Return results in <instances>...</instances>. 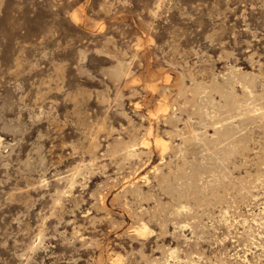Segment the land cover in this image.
<instances>
[{
  "label": "rangeland",
  "instance_id": "374dc122",
  "mask_svg": "<svg viewBox=\"0 0 264 264\" xmlns=\"http://www.w3.org/2000/svg\"><path fill=\"white\" fill-rule=\"evenodd\" d=\"M0 264H264V0H0Z\"/></svg>",
  "mask_w": 264,
  "mask_h": 264
},
{
  "label": "bare ground",
  "instance_id": "6f19581e",
  "mask_svg": "<svg viewBox=\"0 0 264 264\" xmlns=\"http://www.w3.org/2000/svg\"><path fill=\"white\" fill-rule=\"evenodd\" d=\"M165 112V111H164ZM167 112V111H166ZM159 119V118H158ZM152 125V124H151ZM152 128H153V126L151 127V130H150V134H152ZM156 137V136H155ZM158 137V136H157ZM148 139H149V137H148ZM143 143L146 145H149L150 144V141L149 140H145V141H143ZM141 144V143H140ZM156 144H157V146H160V148L162 149V151H165L166 149H167V147H168V144H167V141L166 140H164V139H162V138H157L156 139ZM138 145V144H137ZM155 145V144H154ZM135 147H136V144H135ZM155 147H156V145H155ZM157 148V147H156ZM161 149L159 150V151H161ZM137 150V149H136ZM138 152V151H137ZM164 156V155H163ZM71 183V182H70ZM75 183V182H74ZM138 230V229H137ZM147 230H148V228H147V226L146 225H144V226H142L139 230H138V232H140V233H142V234H144V233H146L147 232ZM116 262V261H115Z\"/></svg>",
  "mask_w": 264,
  "mask_h": 264
}]
</instances>
